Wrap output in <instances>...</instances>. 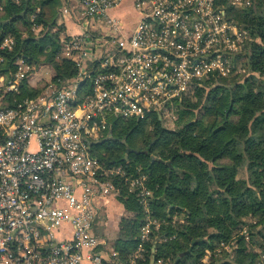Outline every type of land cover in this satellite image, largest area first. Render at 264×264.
<instances>
[{"label":"built area","instance_id":"obj_1","mask_svg":"<svg viewBox=\"0 0 264 264\" xmlns=\"http://www.w3.org/2000/svg\"><path fill=\"white\" fill-rule=\"evenodd\" d=\"M131 1L138 20L129 34L111 14L121 0H71L75 8L63 9L80 29L61 39L59 57L75 68L71 79L52 83L49 67L35 69L24 59L12 63V72L0 74V264L5 259L9 264H170L155 257L156 245L173 237L154 238L162 223L152 207L148 176L139 167L134 173L122 165L106 167L90 148L106 137L112 119L174 121L175 103L185 94L227 80L230 57L244 54L248 40L231 14L253 0ZM40 12L37 8L30 16L33 32L41 28L35 23ZM13 47L12 37L0 40V52ZM5 62L0 55V65ZM44 69L50 85L36 97L17 101L22 84L35 89ZM78 111L85 115L76 119ZM66 117H72L70 122ZM65 130L78 139L63 140ZM33 136L39 151L30 154ZM123 192L137 200L143 216L135 230L138 242L125 254L117 240L93 234L98 214L107 217L108 202L119 201ZM72 196L76 199L70 201ZM127 214L130 220L135 216ZM133 233L121 240L133 239ZM210 253L204 251L200 264H207Z\"/></svg>","mask_w":264,"mask_h":264},{"label":"trees","instance_id":"obj_2","mask_svg":"<svg viewBox=\"0 0 264 264\" xmlns=\"http://www.w3.org/2000/svg\"><path fill=\"white\" fill-rule=\"evenodd\" d=\"M37 8L38 35L30 21ZM62 9L60 0H0V40H14L12 51L0 52L6 60L0 74L24 59L33 67L52 68L54 83L74 76L73 63L59 57L61 40L53 32ZM235 20L248 34L246 78L188 92L175 103L171 128L157 116L112 119L106 137L90 148L106 167L122 165L130 173L139 167L148 176L152 207L162 223L154 238L173 237L156 245L155 257L170 264H194L205 250L212 252L207 264H264V0H253ZM41 92L25 81L15 99ZM118 200L135 214L119 224L125 234L134 232L133 239L116 242L125 254L138 242L135 230L143 216L132 195L123 192Z\"/></svg>","mask_w":264,"mask_h":264},{"label":"crops","instance_id":"obj_3","mask_svg":"<svg viewBox=\"0 0 264 264\" xmlns=\"http://www.w3.org/2000/svg\"><path fill=\"white\" fill-rule=\"evenodd\" d=\"M62 2L63 9L66 7V9H73V3L71 0H60ZM75 8V7H74ZM63 9L59 12V20L57 21V24L53 27V32L59 33V38L64 39L71 36H75L79 34L80 29L79 26L75 23V21L69 17V15L64 14ZM77 11V10H75ZM129 12L131 15V19L129 21L126 20V14ZM112 16L119 19L124 27L125 32L130 33L133 30V27L135 26L138 17L136 13L133 11L132 7V1L131 0H121V2L112 10L111 12ZM42 30V27L35 31L34 34L38 35ZM33 32V31H32ZM41 67V66H40ZM49 67V66H42V68ZM50 68V67H49ZM45 70V69H44ZM51 71L52 68H50ZM107 217H105V224L109 229L116 230L121 236L118 239L123 237L124 232L120 229V222L122 219H125L128 214L126 213L125 208L119 201L110 200L107 205ZM127 214V215H126ZM84 264H89L88 262H85Z\"/></svg>","mask_w":264,"mask_h":264},{"label":"rangeland","instance_id":"obj_4","mask_svg":"<svg viewBox=\"0 0 264 264\" xmlns=\"http://www.w3.org/2000/svg\"><path fill=\"white\" fill-rule=\"evenodd\" d=\"M236 12H238V11H236ZM236 12H233L231 14L232 18L234 19L235 24H236V20H235V14H236ZM74 14H75V16L77 18L79 17V14L76 11L74 12ZM130 19H131V15L128 12L126 14V20L129 21ZM236 26H237V24H236ZM247 43L248 42L245 40V48H247ZM110 48L111 47H108V50L109 51H112L113 49H110ZM243 52L244 51H242V52H240L238 54L232 55L230 57L231 58V62H232V67H231L232 74H231V76L227 80H222L221 79V80H216V81L212 82V84L207 83V88L206 89H201V90H204V92H207L212 87H214L215 85H218V84H220L222 82H225L226 83L231 78H235L237 76H239V79H241V80L244 79V78H246L249 74H248L247 69H246V66L244 64L245 58H244ZM38 67H40V66H38ZM38 67H34V68L37 69ZM44 72H45V70H43V72H41L39 75L42 78L44 77L45 79L43 78V81H38V82L33 83L35 85V89H39V90L43 91L44 88H46L47 86L50 85L51 82H50V80H49L50 78L48 76L49 73H46V72L44 73ZM53 74H54V71H53ZM36 79H40V78H36ZM61 81H65V80H61ZM52 83H53V81H52ZM56 83H58V82H56ZM198 91H196V92H190V93H197ZM161 122L167 128H171L173 126V124H172L173 121L170 120V119L164 118L163 120H161ZM104 222H105V216L101 212L100 214H98L97 221H96V225H95V227L93 229V234L98 239H106L108 242H116L117 238H119L121 236V234H119L116 230L109 229V227H107V225ZM250 242H252V244H253L254 241H251L250 240ZM223 249L225 251H228V246H225ZM211 254H212V252L210 253V255ZM204 255L205 254H203L202 261L206 258V256H204ZM210 255H208V257H210ZM208 257H207V260H210V258L208 259ZM202 261H201V263H203ZM189 264H191V263H189ZM194 264H200V262L198 261V262H196Z\"/></svg>","mask_w":264,"mask_h":264},{"label":"clouds","instance_id":"obj_5","mask_svg":"<svg viewBox=\"0 0 264 264\" xmlns=\"http://www.w3.org/2000/svg\"><path fill=\"white\" fill-rule=\"evenodd\" d=\"M0 82H2V81H0ZM84 115H85V112L84 111H78V112L75 113V118L76 119H79L80 117H83ZM71 119H72V117H66V120H68L69 122H70ZM3 123H4V118H0V124H3ZM61 123H64V121H61ZM77 126H79V125H77ZM69 139H71V140H77L78 138L77 137H70V136H68L67 135V130H65V135L63 137V140L67 141ZM30 144H31V146L26 150L28 153L35 154L36 151H39V148H38V146L36 144V137L35 136H33L31 138ZM2 151H3V149H0V152H2ZM74 155H75V152L74 151L70 153V156H74ZM72 167L75 168L76 165L73 164ZM7 171H11V167H9L7 169ZM61 191H65L66 192L67 189H61ZM68 199L71 201V200L76 199V197L75 196H72V197H68ZM45 203H46V201H45ZM0 207H3V205L0 204ZM13 215H15V213H13ZM41 215H46V213H42ZM53 215L55 216L56 214L53 213ZM2 219H3V217H0V220H2ZM37 219L39 220L40 218L38 217ZM41 222L43 223V221H41ZM77 227H79V224H77ZM2 231L3 230L0 229V232H2ZM58 238H59V236H58ZM25 244H26V241H25ZM85 247L87 248L88 246L85 245ZM0 249H3V242L2 241H0ZM3 264H9V262L5 259V260H3ZM97 264H98V262H97Z\"/></svg>","mask_w":264,"mask_h":264},{"label":"water","instance_id":"obj_6","mask_svg":"<svg viewBox=\"0 0 264 264\" xmlns=\"http://www.w3.org/2000/svg\"><path fill=\"white\" fill-rule=\"evenodd\" d=\"M25 13H26V11H23L20 15H18L17 17H22V16H24L25 15ZM14 18H12L10 21H4V22H2V25H6V24H8V23H10L12 20H13ZM177 260L173 263V264H177Z\"/></svg>","mask_w":264,"mask_h":264}]
</instances>
